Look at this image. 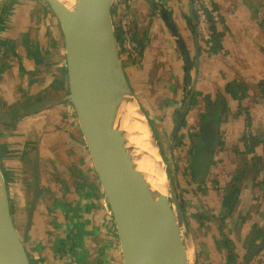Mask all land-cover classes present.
Instances as JSON below:
<instances>
[{
	"label": "crops",
	"instance_id": "obj_1",
	"mask_svg": "<svg viewBox=\"0 0 264 264\" xmlns=\"http://www.w3.org/2000/svg\"><path fill=\"white\" fill-rule=\"evenodd\" d=\"M129 1V12L145 47L137 63L125 53L123 65L158 133L166 139L169 132L173 134L175 120L181 117L193 91L191 106L176 136L182 139L181 148L192 149L194 166L203 122L209 119L208 114L220 110L215 116L219 145L206 172L197 177L194 171L192 174L195 190L189 191L197 193L196 200L206 209V221L186 222L190 225V257L194 264H259L255 258L247 261L246 255L254 245L256 231L263 235L255 243L264 239V142L246 154L243 137L247 132L264 130V98L258 95V83L264 80V0H212L219 18L215 26L221 33V46L215 51L202 48L194 0ZM12 2L0 8V145L6 149L0 156V167L14 220L18 227L19 223L26 224L33 189L27 161L29 152L37 148L42 196L25 238L30 259L34 264H106L118 233L115 222L104 223L109 205L74 107L66 98V55L60 22L45 1ZM0 4L3 6L4 1ZM164 14L174 21L176 31L164 20ZM181 41L195 62L191 69ZM238 79L250 83L248 95L241 100L226 90ZM46 95H56L47 109L12 117L13 109L19 113L23 105L28 107ZM248 113L251 127L247 125ZM255 156L261 158L259 172L249 168L245 172L239 202L222 222L225 188L239 168L245 163L252 165ZM211 218L214 223L208 220ZM225 236L230 240L227 246Z\"/></svg>",
	"mask_w": 264,
	"mask_h": 264
},
{
	"label": "water",
	"instance_id": "obj_2",
	"mask_svg": "<svg viewBox=\"0 0 264 264\" xmlns=\"http://www.w3.org/2000/svg\"><path fill=\"white\" fill-rule=\"evenodd\" d=\"M44 1L60 22L66 55V98L74 107L83 141L113 216L123 264H194L189 254L190 237L184 232V201L178 200L171 184L170 195L162 197V201L150 197L149 183L136 168L124 145L126 136L115 126L117 107L122 99L135 97L123 65L114 25L116 0H76L72 9L60 0ZM163 17L176 31L174 21L166 14ZM181 46L185 51L186 64L191 69L195 62L183 41ZM199 52L200 45H197ZM188 77L192 81L190 72ZM192 95L193 91L187 97L184 112L176 121L173 136L182 127ZM55 96L37 98L30 106L23 105L19 113H11L12 117L47 109L54 103ZM5 115L11 118L8 113ZM208 115L197 143L200 147L199 169L210 164L219 145V122L214 113ZM152 136L159 147L154 132ZM27 163L32 173L33 189L24 231L14 220L7 182L0 167V264H32L25 238L41 186L37 148L29 152ZM262 249L264 241L251 246L246 260H252Z\"/></svg>",
	"mask_w": 264,
	"mask_h": 264
},
{
	"label": "rangeland",
	"instance_id": "obj_3",
	"mask_svg": "<svg viewBox=\"0 0 264 264\" xmlns=\"http://www.w3.org/2000/svg\"><path fill=\"white\" fill-rule=\"evenodd\" d=\"M14 1H16V0H14ZM40 1H44V0H40ZM119 1H121V6L118 7L114 4V9H113V11H114L113 18H114L115 28L118 25L117 21L120 18V16L126 15V16L132 18V15L129 12V8H128L129 3L125 2L124 0H119ZM10 4H13L12 0H5L3 6H2V4H0V8H3V7L5 8V7H7V5H10ZM133 24H134V20L132 19V27H133ZM134 33H135V31H134ZM119 47H121L120 43H119ZM125 53L129 54L127 51L124 50L122 52V58L126 56ZM129 56L131 57V60L136 62V63L139 62L141 57H142L140 50H139L138 55H136L135 57L132 56L131 54H129ZM123 60H125V58H123ZM134 96H135V99L137 100V102L139 104V109L145 114L148 122L151 124V129L153 130V132L157 138V141L159 143V150L161 151V154H162L163 167H164L166 174H167V177L169 179V184L173 185V187L175 189V193L178 197V200L184 201L183 206H182V209L185 212L184 214H185V227L186 228H184V232L188 235L187 230H190V225H189L190 221L191 220L192 221H194V220L198 221L195 214L196 213H203L204 210L206 211V209H204V206L201 207V201L198 202L196 200L195 195L197 193H195V195H192L190 192L191 190L192 191L195 190L192 186H193V184L196 183L195 177L192 175L193 171L195 174V167L193 166V162H192V158H191L192 155H190L191 153L189 154L188 149L181 148L182 147V144H181L182 139L180 137L178 139V136H173V134H171L169 132L167 139H166L165 137H162L158 133L159 131H157L154 123L151 122L147 116L145 106L138 100L135 93H134ZM192 100H191V103H192ZM179 118H180V116H178L176 118L175 125H176V121ZM193 167H194V170L191 171V168L193 169ZM167 168H168V171L166 170ZM30 176H31V174H30ZM167 194L170 195V189L169 188H168ZM191 196L195 199H193V198L188 199V197H191ZM108 214H109L108 217H106L105 221H104V223L106 225H108V223L112 224V221L114 222L113 216L110 214V211ZM207 214H209L210 216L214 215L208 211H207ZM204 216H205V214H204ZM208 220H210L211 223H214L213 218L208 219ZM220 220H221V218H220ZM205 221H206V218H205ZM221 221H220V223H221ZM186 222H189V224H187ZM19 225H20L19 226L20 230H23L25 225H23L22 223H19ZM191 235H192V233H191ZM112 245H111V250L109 252L111 256L108 259V262H106V264H123L122 263V253H121L118 235H116L113 247H112ZM91 248H92V252H93L94 246ZM190 255H191V253H190Z\"/></svg>",
	"mask_w": 264,
	"mask_h": 264
},
{
	"label": "bare ground",
	"instance_id": "obj_4",
	"mask_svg": "<svg viewBox=\"0 0 264 264\" xmlns=\"http://www.w3.org/2000/svg\"><path fill=\"white\" fill-rule=\"evenodd\" d=\"M72 9L76 0H60ZM115 126L126 136L124 143L136 168L149 183L150 197L162 201L168 195L169 179L163 167L162 155L153 140L147 117L139 109L135 97L125 96L117 107Z\"/></svg>",
	"mask_w": 264,
	"mask_h": 264
},
{
	"label": "trees",
	"instance_id": "obj_5",
	"mask_svg": "<svg viewBox=\"0 0 264 264\" xmlns=\"http://www.w3.org/2000/svg\"><path fill=\"white\" fill-rule=\"evenodd\" d=\"M124 1L129 3V0H124ZM194 12H195V17H196V21H197V14H196L195 9H194ZM113 13H114V11H113ZM209 17H210L211 29H212V47H211V50L215 51L217 48H219V46H221L220 40H219V36H221V33H219V31H217L216 26H215V24L219 20V18L215 19V16L212 15L211 13H209ZM133 29L135 31L133 39L137 42V44L139 46L140 53L142 55L144 47H145L143 37L140 36V34L138 32V27L136 24H133ZM116 35H117L118 42L120 43V46H122V43H123L122 32H121L120 28L117 26H116ZM123 51H124V49L122 47H120V53L121 54ZM258 86H259L258 95L260 97L264 98V80L260 81L258 83ZM249 88H250V83H248L245 80L238 79V80H235L234 82L229 83L227 85L226 90L228 92H230L234 98L241 100L248 95ZM242 110H243V107H240V112ZM12 112L15 113L16 110L13 109ZM219 112H220V110L214 111V114L216 115ZM247 125L249 127L252 126V119H251V115L249 113L247 114ZM257 131L258 132L256 134H252L250 132H247L243 137V140L247 144V149L245 152L246 154L254 152L255 147L258 144L264 142V130L259 129ZM5 152H6V149L4 148V145H0V156H2ZM197 157L199 158V153L197 154ZM197 157H194V158L197 159ZM199 163H200V158H199ZM199 163L198 164L194 163L196 177H197L196 172L199 174H203L206 172L207 167H208L207 166V167H203L202 169H199L198 168ZM260 163H261L260 157H258V156L253 157L252 163H251L252 165L249 166L248 163H245V166L243 168H239L237 170L236 174L234 175V178L231 181V183L228 184L227 187L225 188V194H224L223 201H222L224 209H223L222 213L220 214V218L223 222L226 220V218L228 216H230L233 213L235 206L239 202V194L241 191V184H242V180L244 178L245 172H247L248 168H249V170H252L254 172L255 171L259 172ZM41 193H42V191L41 192L39 191L40 197L42 196ZM195 216L198 219V221L201 222V224L204 223V220L206 217L204 216L203 213H196ZM262 235H263V232L256 231V234H254V237L252 238L254 245L256 244L255 241L258 240L259 238H261ZM261 241H264V239H262ZM223 242L226 246L230 244V240L226 236L224 237ZM233 258H234L233 253H230V259H233ZM31 261H32V259H31ZM31 263L34 264L33 262H31Z\"/></svg>",
	"mask_w": 264,
	"mask_h": 264
},
{
	"label": "built area",
	"instance_id": "obj_6",
	"mask_svg": "<svg viewBox=\"0 0 264 264\" xmlns=\"http://www.w3.org/2000/svg\"><path fill=\"white\" fill-rule=\"evenodd\" d=\"M115 5L120 7L121 1L116 0ZM194 9L197 14L196 28L202 42V48L203 50H210L212 47V29L209 13L214 15L215 19H218L212 0H194ZM117 22V27H119L122 32L123 43L121 47L135 57L139 53V46L133 39L134 29L132 27V18L122 15ZM255 260L258 261L259 264H264V250L255 257Z\"/></svg>",
	"mask_w": 264,
	"mask_h": 264
},
{
	"label": "flooded vegetation",
	"instance_id": "obj_7",
	"mask_svg": "<svg viewBox=\"0 0 264 264\" xmlns=\"http://www.w3.org/2000/svg\"><path fill=\"white\" fill-rule=\"evenodd\" d=\"M28 106H30V104H29ZM42 111H43V110H42ZM39 112H40V111H39ZM192 148H193V146H192ZM190 150H191V149H190ZM190 150H189V154H190ZM199 150H200V147H198V149L195 150V152H194V157H197V154L199 153ZM190 155H192V154H190ZM191 158H192V157H191ZM198 162H199V158L197 157V164H198ZM31 174H32V173H31ZM196 174H198V173H196ZM31 177H32V175H31ZM262 250H264V249H262ZM262 250H261V251H262ZM261 251H260V252H261ZM260 252H259V253H260ZM259 253H258V254H259ZM258 254H257V255H258ZM257 255H256V256H257ZM256 256H255V257H256ZM255 257H254V258H255ZM31 262H32V261H31Z\"/></svg>",
	"mask_w": 264,
	"mask_h": 264
}]
</instances>
